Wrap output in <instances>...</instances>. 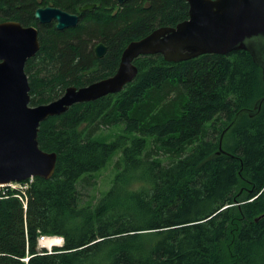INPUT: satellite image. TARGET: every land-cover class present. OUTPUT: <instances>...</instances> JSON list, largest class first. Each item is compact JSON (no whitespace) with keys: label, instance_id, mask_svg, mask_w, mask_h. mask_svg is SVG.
I'll use <instances>...</instances> for the list:
<instances>
[{"label":"trees","instance_id":"trees-1","mask_svg":"<svg viewBox=\"0 0 264 264\" xmlns=\"http://www.w3.org/2000/svg\"><path fill=\"white\" fill-rule=\"evenodd\" d=\"M88 3L97 6L81 12ZM47 6L80 21L42 24L34 14ZM188 17L187 0H0V21L39 29L25 66L34 106L112 76L130 42ZM135 64L122 91L41 123L39 145L57 154L56 169L0 196V264H264V103L232 123L264 97L262 67L247 50ZM109 127L122 131L102 137ZM117 152L111 187L85 203L81 183ZM41 235L63 246L39 249Z\"/></svg>","mask_w":264,"mask_h":264},{"label":"water","instance_id":"water-1","mask_svg":"<svg viewBox=\"0 0 264 264\" xmlns=\"http://www.w3.org/2000/svg\"><path fill=\"white\" fill-rule=\"evenodd\" d=\"M128 0H118L123 5ZM188 19L175 26H161L130 42L124 49L115 74L86 86H70L58 99L31 105L30 84L25 66L40 49L39 29L17 20L0 21V183L24 182L32 177L50 179L56 169L57 154L43 150L38 141L41 123L61 115L76 103L89 102L122 91L138 74L135 59L162 54L167 61L179 62L203 54L226 55L249 51L263 69L264 80V0H187ZM88 3L81 12L96 8ZM35 18L42 24L55 22L58 30L75 27L80 15L54 6L39 7ZM107 46L95 47L98 58ZM260 98L253 109L258 113ZM221 146V144H220ZM220 152H223L220 148Z\"/></svg>","mask_w":264,"mask_h":264},{"label":"rangeland","instance_id":"rangeland-1","mask_svg":"<svg viewBox=\"0 0 264 264\" xmlns=\"http://www.w3.org/2000/svg\"><path fill=\"white\" fill-rule=\"evenodd\" d=\"M121 131L122 127H109V129L104 128L102 129L101 136L107 139H113L117 134L121 133ZM120 160L121 152H117L103 169L91 175L92 177L90 181H84L81 183V192L84 196L85 203H95L106 191L109 190L114 181L115 175L119 170L117 165ZM48 238H57L59 242L58 244L53 242L50 244L51 246H46L44 242ZM63 243L64 239L61 236L41 235L39 237L38 246L39 249L47 248L50 252H52L55 247H62Z\"/></svg>","mask_w":264,"mask_h":264},{"label":"built area","instance_id":"built-area-1","mask_svg":"<svg viewBox=\"0 0 264 264\" xmlns=\"http://www.w3.org/2000/svg\"><path fill=\"white\" fill-rule=\"evenodd\" d=\"M32 180V179H31ZM28 181L26 182H10V183H0V196H6L5 193L9 189H19L25 191L28 187ZM23 188V189H21ZM25 201V200H24Z\"/></svg>","mask_w":264,"mask_h":264},{"label":"bare ground","instance_id":"bare-ground-1","mask_svg":"<svg viewBox=\"0 0 264 264\" xmlns=\"http://www.w3.org/2000/svg\"><path fill=\"white\" fill-rule=\"evenodd\" d=\"M53 242H55L56 244H58L59 240H58L57 238H53V239L48 238V239L45 240L44 243H45L46 246H49V245L52 244ZM50 246H51V245H50Z\"/></svg>","mask_w":264,"mask_h":264}]
</instances>
